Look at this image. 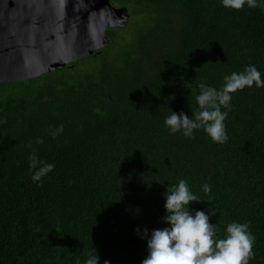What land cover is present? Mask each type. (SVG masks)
I'll return each instance as SVG.
<instances>
[{"label": "trees", "instance_id": "16d2710c", "mask_svg": "<svg viewBox=\"0 0 264 264\" xmlns=\"http://www.w3.org/2000/svg\"><path fill=\"white\" fill-rule=\"evenodd\" d=\"M110 4L129 20L105 31L102 49L0 83V264H85L94 249L99 264H141L137 229L168 227L164 193L180 179L201 200L192 214H208L217 238L229 223L249 225L248 264H264V87L237 91L221 109L223 144L164 124L170 110L192 117L201 82L220 89L250 65L264 80V0L239 11L222 0ZM32 153L54 165L38 182Z\"/></svg>", "mask_w": 264, "mask_h": 264}, {"label": "clouds", "instance_id": "9594fccd", "mask_svg": "<svg viewBox=\"0 0 264 264\" xmlns=\"http://www.w3.org/2000/svg\"><path fill=\"white\" fill-rule=\"evenodd\" d=\"M245 5L255 8L256 0H222V6L226 9L239 11ZM253 85L257 88L264 87L261 73L254 65L247 66L243 72L226 75L220 89L201 82L197 86L199 94L195 97L198 110L192 113L191 118L170 110L164 120L165 127L171 134L179 132L188 138L193 136L194 130L202 129L213 143L223 144L228 139L224 124L228 112L221 109L229 108L234 93ZM62 130L61 125L57 133ZM29 167L35 170L32 175L34 182L40 181L54 169L53 164L39 159L35 153L29 156ZM202 191L207 194L211 192V188L206 183ZM164 200L165 216L161 222L168 227L154 229L150 234L146 228L142 231L137 229L147 246V255L141 264H248L254 257L255 237L249 231L247 223H229L224 237L217 238L216 224L209 223L208 214L204 211L192 214L189 204L201 200L190 191L186 179L168 186ZM210 214L215 215L216 212L211 210ZM85 264H99L95 249L93 253H89ZM104 264L109 262L104 261Z\"/></svg>", "mask_w": 264, "mask_h": 264}, {"label": "water", "instance_id": "95a60500", "mask_svg": "<svg viewBox=\"0 0 264 264\" xmlns=\"http://www.w3.org/2000/svg\"><path fill=\"white\" fill-rule=\"evenodd\" d=\"M126 8L110 0H0V83L24 82L102 49L123 28Z\"/></svg>", "mask_w": 264, "mask_h": 264}]
</instances>
